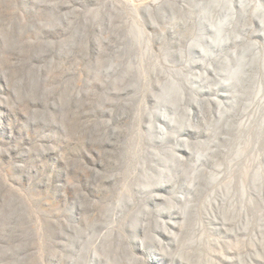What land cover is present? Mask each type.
<instances>
[{
  "label": "rangeland",
  "instance_id": "374dc122",
  "mask_svg": "<svg viewBox=\"0 0 264 264\" xmlns=\"http://www.w3.org/2000/svg\"><path fill=\"white\" fill-rule=\"evenodd\" d=\"M0 264H264V0H0Z\"/></svg>",
  "mask_w": 264,
  "mask_h": 264
},
{
  "label": "water",
  "instance_id": "95a60500",
  "mask_svg": "<svg viewBox=\"0 0 264 264\" xmlns=\"http://www.w3.org/2000/svg\"><path fill=\"white\" fill-rule=\"evenodd\" d=\"M218 35H219V37H220V38H222V35H221V33H219V32H218ZM197 39H198V38H197ZM199 40H200V39H199ZM196 51H197V50H196ZM197 52H198V51H197Z\"/></svg>",
  "mask_w": 264,
  "mask_h": 264
},
{
  "label": "bare ground",
  "instance_id": "6f19581e",
  "mask_svg": "<svg viewBox=\"0 0 264 264\" xmlns=\"http://www.w3.org/2000/svg\"><path fill=\"white\" fill-rule=\"evenodd\" d=\"M232 9H233V8H232ZM232 9H231V13H230L231 15H233V14H234V12H233V10H232Z\"/></svg>",
  "mask_w": 264,
  "mask_h": 264
}]
</instances>
